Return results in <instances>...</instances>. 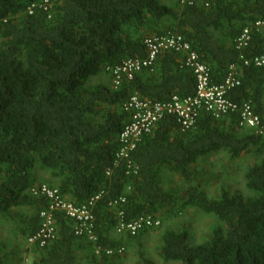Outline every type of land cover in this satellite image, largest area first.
<instances>
[{"label": "trees", "instance_id": "trees-1", "mask_svg": "<svg viewBox=\"0 0 264 264\" xmlns=\"http://www.w3.org/2000/svg\"><path fill=\"white\" fill-rule=\"evenodd\" d=\"M260 20L264 2L259 0H215L207 8L163 0H0V221L25 244L39 230L47 202L30 194L36 170L49 174L46 184L78 206L100 195L92 207L96 242L76 238L73 223L58 214L55 241L33 252L26 245L36 256L34 264H79L78 243L90 251L93 264L108 260L95 255L98 248L125 250L111 237L117 219L109 203L120 197L126 222L177 217L191 208L221 224L210 240L193 246L189 227L164 230L157 248L164 262L264 264V141L237 128L236 117L202 116L184 133L166 117L132 153L138 175L127 178L125 160L115 165L118 138L130 118L125 102L133 93L154 101L190 97L195 80L181 56L171 54L118 89L106 71L144 57L147 38L179 35L208 66L213 85H221L236 66L240 85L228 97L239 105L251 103L264 122V65L246 67L240 60L264 57L263 31L253 29L249 46L235 48L243 29ZM104 76L107 83H93ZM218 152L230 161L244 155L258 159L243 177L248 195L221 188L212 199L199 183L201 174L189 170ZM164 170L178 176L182 187L161 192ZM136 257L134 264H153L141 250ZM6 258L1 255L0 264Z\"/></svg>", "mask_w": 264, "mask_h": 264}, {"label": "built area", "instance_id": "built-area-1", "mask_svg": "<svg viewBox=\"0 0 264 264\" xmlns=\"http://www.w3.org/2000/svg\"><path fill=\"white\" fill-rule=\"evenodd\" d=\"M165 2L177 3L179 5H202L209 7L215 0H163ZM256 1V0H252ZM263 1L264 0H259ZM48 1H44L43 7L47 8ZM36 5L28 8L32 14ZM264 31V21H257L252 27L243 29L241 35L235 41V48L238 51L246 49L251 41V31ZM146 54L124 61L120 66L106 69L113 89H118L124 83H128L143 70H153L157 59L164 54H171L182 58V64L192 72L195 80V94L190 97L181 98L173 95L166 101H154L145 99L138 93H133L123 106V110L129 113V122L123 127L118 142L119 152L116 155L115 165L125 160V176L135 177L138 169L131 160V155L136 151L142 140L150 135L156 125L166 117H173L176 120L180 132L193 130L200 117L207 116L213 120L227 119L230 121L236 117V126L239 129L253 132L264 141V122L256 114L251 103L237 104L233 102L228 93L240 85L237 78L236 66L229 68L228 76L221 85H213L211 82L208 66L200 61L199 56L192 50L191 46L179 35L166 34L161 37H150L144 41ZM244 66L261 67L264 65V57L245 59L240 57ZM110 175V172L107 173ZM130 191V186L126 187ZM30 194L36 198H43L47 202L46 209L40 213V228L26 240L29 249L34 247L44 248L58 238L59 229L56 216L62 215L70 220L72 233L76 238H85L88 242H96L93 234L94 217L92 207L100 198V195L93 197L84 205H76L65 199L57 188L47 184H37L30 189ZM125 198L120 197L109 203V209L115 214L117 224L115 233L118 236H127L131 239L137 237L143 231H149L160 227L158 219L139 217L136 220L126 222L121 207L125 204ZM125 252L124 247L107 248L102 251L95 250L97 257L105 255L108 258L121 256ZM22 264H34V256L30 254L25 257Z\"/></svg>", "mask_w": 264, "mask_h": 264}, {"label": "rangeland", "instance_id": "rangeland-1", "mask_svg": "<svg viewBox=\"0 0 264 264\" xmlns=\"http://www.w3.org/2000/svg\"><path fill=\"white\" fill-rule=\"evenodd\" d=\"M264 34V31H263ZM107 83L106 77L93 79V83ZM264 158V157H263ZM258 159L252 155H244L241 158L230 161L228 155L224 152L212 153L205 158H201L195 164L189 166V170L198 171L201 174L199 183L212 198H218L220 189L225 188L231 192H239L248 195L245 189L244 174ZM36 184L48 183L49 174L35 171ZM171 187L181 188L182 183L178 176L170 174L164 170L160 173L159 190L166 192ZM160 227L149 230L147 234L134 239H126L123 236H117L114 231L111 237L124 244L125 252L121 256L108 258L105 264H134L138 251H143L153 264H179L176 262H164L157 257V248L161 244V234L164 230L182 231L184 227H189V244L199 245L211 239V234L216 226L221 225L216 218L211 215H205L191 208L186 209L177 217L163 216L158 218ZM33 252V249L31 250ZM75 255L79 264H93L90 251L78 243L75 246ZM31 253L23 241L15 239L7 223L0 221V256L7 255L1 264H22L23 257ZM36 258L35 254H33Z\"/></svg>", "mask_w": 264, "mask_h": 264}, {"label": "clouds", "instance_id": "clouds-1", "mask_svg": "<svg viewBox=\"0 0 264 264\" xmlns=\"http://www.w3.org/2000/svg\"><path fill=\"white\" fill-rule=\"evenodd\" d=\"M33 255V254H32ZM34 256V255H33ZM27 257V256H26ZM25 257H23V259H24ZM34 259H35V257H34ZM23 261V260H22Z\"/></svg>", "mask_w": 264, "mask_h": 264}]
</instances>
